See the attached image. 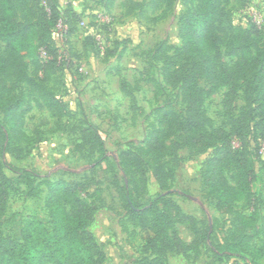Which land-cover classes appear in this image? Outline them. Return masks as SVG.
Listing matches in <instances>:
<instances>
[{"label": "rangeland", "instance_id": "rangeland-1", "mask_svg": "<svg viewBox=\"0 0 264 264\" xmlns=\"http://www.w3.org/2000/svg\"><path fill=\"white\" fill-rule=\"evenodd\" d=\"M211 1L216 3L219 58L231 65L237 58L235 49L240 37L252 25L264 24V0ZM58 2L61 21L53 36L60 66L55 63L36 69L29 59L28 74L54 91L62 100L63 110L57 117L40 108L26 83L15 84L11 94L22 100L25 111L17 117L15 135L6 136L5 128L0 131V162L11 182L0 229L4 237L18 239L27 219L48 222L47 183L74 182L89 210L86 243L94 256H101L102 264H141L148 253L142 226L128 214L118 189L121 184L131 186L119 157L122 151L144 148L150 131L164 126L160 111L182 112L185 108L179 90L164 82L163 69L167 66L171 71L180 63L174 59V53L181 46L178 32L187 7L182 0H172L170 7L168 0ZM39 59H47L44 51L39 53ZM11 85L10 79L0 77L1 87L8 89ZM198 85L205 90L201 103L206 116L205 130L223 129L232 148H237L233 154L244 152L249 159L258 158V174L251 188L256 208L264 213V97L257 94L262 88L247 97L248 85L242 80L231 92V87H215L204 77ZM229 93L233 99L228 112L224 99ZM130 94L134 96L133 103ZM260 104L262 107L257 108ZM4 118V111L0 110V122ZM232 123L240 126L241 136L233 133ZM90 124L99 131L113 171L106 161H97V145L91 147L83 142ZM209 152H198L189 146L179 149L178 166L169 190L159 189L151 167H146L144 191L136 201L147 205L158 194L170 193L177 205V210H173V228L190 248L186 255L168 252V264L238 262L234 258L219 262L214 247L243 224L240 217L250 214L247 208L251 203L247 200L248 192L242 188L243 192L230 205H223L230 212L217 209L201 178ZM234 158H229L221 168L227 183L238 189ZM14 169L29 171L28 183L18 179ZM180 214L192 216L195 228L210 237L192 247L194 229L177 220ZM145 219L148 225L152 223L150 214ZM257 226L246 230L251 233ZM259 242L260 239L253 238L248 243L250 246Z\"/></svg>", "mask_w": 264, "mask_h": 264}, {"label": "trees", "instance_id": "trees-1", "mask_svg": "<svg viewBox=\"0 0 264 264\" xmlns=\"http://www.w3.org/2000/svg\"><path fill=\"white\" fill-rule=\"evenodd\" d=\"M182 1L187 11L178 32L181 46L174 53V59L180 63L171 71L165 66L163 80L179 90L185 108L182 112L171 109L160 111V121L164 126L150 131L144 148L120 153L119 159L131 186L121 184L118 189L128 214L142 226L148 254L141 260V264H168V252L186 255L190 248L181 241L173 228V210H177V205L169 197L170 193L158 194L147 205L136 201L135 198L140 197L144 191L146 167H151L159 189L169 190V183L178 166V150L186 146L198 152L209 149L210 155L201 178L208 194L214 197L217 209L230 212L223 205H230V201H234L236 195L243 192L242 188L248 192L247 200L251 203L247 208L250 214L240 217L244 220L243 224L214 247L217 260L220 262L233 257L241 260V263L238 261L236 264H261L258 259L264 254V225L261 224L259 230L257 227L251 233L246 230L256 225L260 214L251 188L258 174V158L249 159L244 152L233 154L237 148H232L231 140L226 138L223 129L213 132L205 130L206 116L201 110L205 90L198 85V81L204 77L215 87H231V92L233 86L242 80L248 85L247 97L250 92L260 88L257 94L264 97V24L252 25L240 37L235 49L237 58L233 64L228 65L219 58L220 32L215 14L216 3L211 0ZM167 5L170 7L172 0H168ZM60 21L58 0H0V43L3 45L0 51V77L13 82L8 89L0 86V110L5 114L4 121L0 122V131L5 128L3 133L6 136L16 134L17 117L25 111L22 100L11 94L16 83L29 86L40 108H46L57 117L62 113V100L57 98L53 90L37 81L36 76L30 77L28 74L29 59H32L36 69H45L55 63L60 66V53L53 36V30ZM41 51L47 56L45 62L39 59ZM130 99L133 103L132 94ZM232 99L230 93L224 99V108L228 112L232 109ZM261 107L260 104L257 108ZM232 128L236 137L242 135L238 124L232 123ZM83 142L91 147L97 145V161H106L113 171L102 138L94 125L88 126ZM229 158H234L237 164L238 189L231 187L222 173L221 166ZM14 171L18 173V179L28 183L29 171ZM10 184L0 162V218L6 209ZM47 188L49 221L27 219L20 229L18 239L4 237L0 229V264H102L101 256L95 257L86 243L90 215L87 204L80 197L78 184L57 180L48 182ZM146 214L152 216L150 225L146 223ZM177 220L194 229L192 247H198L210 237L207 232H199L195 228L196 221L192 216L180 214ZM255 235L262 236L258 238L261 245L249 246L248 242Z\"/></svg>", "mask_w": 264, "mask_h": 264}, {"label": "crops", "instance_id": "crops-1", "mask_svg": "<svg viewBox=\"0 0 264 264\" xmlns=\"http://www.w3.org/2000/svg\"><path fill=\"white\" fill-rule=\"evenodd\" d=\"M264 225V213L262 212V214L260 213L259 214V218H258V220H256V225H258L257 227V230H259L260 228V225ZM260 236V235H259ZM256 237V235H255V237H253L254 239L256 238H261L262 236H260V237ZM252 238V239H253ZM251 239V240H252ZM250 240V241H251ZM252 246H255V244H251ZM261 245V243L259 242L256 246H260ZM230 259H233V257H231ZM235 260H238L239 261V263H241V260L240 259H236V258H234ZM224 261H225V259H224ZM232 262H230L229 264H231ZM258 263H261V264H264V254L260 257V259H258Z\"/></svg>", "mask_w": 264, "mask_h": 264}, {"label": "built area", "instance_id": "built-area-1", "mask_svg": "<svg viewBox=\"0 0 264 264\" xmlns=\"http://www.w3.org/2000/svg\"><path fill=\"white\" fill-rule=\"evenodd\" d=\"M99 17H101L102 18V15H99ZM102 20H108V18L107 19H105L104 17L102 18ZM59 25V24H58Z\"/></svg>", "mask_w": 264, "mask_h": 264}]
</instances>
